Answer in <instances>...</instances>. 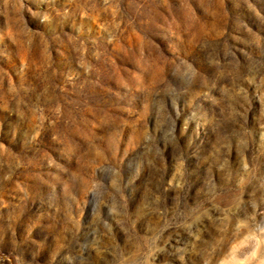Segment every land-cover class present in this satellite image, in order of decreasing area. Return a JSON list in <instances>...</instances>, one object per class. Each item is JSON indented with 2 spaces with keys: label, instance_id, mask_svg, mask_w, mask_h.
I'll return each instance as SVG.
<instances>
[{
  "label": "rangeland",
  "instance_id": "1",
  "mask_svg": "<svg viewBox=\"0 0 264 264\" xmlns=\"http://www.w3.org/2000/svg\"><path fill=\"white\" fill-rule=\"evenodd\" d=\"M0 264H264V0H0Z\"/></svg>",
  "mask_w": 264,
  "mask_h": 264
}]
</instances>
